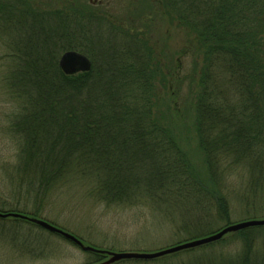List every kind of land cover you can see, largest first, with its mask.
I'll list each match as a JSON object with an SVG mask.
<instances>
[{
    "label": "trees",
    "instance_id": "1",
    "mask_svg": "<svg viewBox=\"0 0 264 264\" xmlns=\"http://www.w3.org/2000/svg\"><path fill=\"white\" fill-rule=\"evenodd\" d=\"M27 2L0 0V34L11 42L17 31L26 34L8 48L12 67L5 78L8 95L19 102L13 128L19 130L24 164L34 158L35 164L46 162L40 147L60 143L66 153L55 172L61 170V177L78 173L95 180L93 191L104 203L162 208L189 242L213 232L209 223L214 220L231 224L234 202L247 221L264 220V0H158L171 24L194 36L195 54L201 58L193 77L185 80L177 77L184 70L178 58L174 83L181 88L190 80L196 86L194 131L205 158V179L192 172L163 122L157 84L167 87L170 73L151 57L141 28L117 27L121 42H114V34L102 41L90 34L91 24L83 28V12L73 5L57 11L58 22L44 37L50 44L37 47L44 40L38 18L45 14ZM80 30L94 36L89 46L73 44ZM69 50L85 55L91 71L65 75L58 60ZM187 55L184 50L182 56ZM114 146L121 150L111 151ZM239 170L245 184L236 189L227 175ZM14 221L36 228L29 220ZM232 240L237 247L231 255L215 258L225 251L218 247L226 248ZM198 252L202 254L195 257ZM89 254L95 263L108 257L103 251ZM186 256L196 259L192 264H264V227L152 261L124 262L189 264Z\"/></svg>",
    "mask_w": 264,
    "mask_h": 264
},
{
    "label": "rangeland",
    "instance_id": "2",
    "mask_svg": "<svg viewBox=\"0 0 264 264\" xmlns=\"http://www.w3.org/2000/svg\"><path fill=\"white\" fill-rule=\"evenodd\" d=\"M28 3L33 10L45 14V17L38 18L41 25L38 29L43 33L41 36L44 40L40 39L41 42H38L37 47L45 48V45L50 44L48 40L45 41L44 37H49V30L57 24V11L73 7V5L83 12L80 15L83 28L91 24L90 34L101 36L102 41L107 38L111 39L110 35L114 34L113 37L116 39L112 38L114 42H121L120 31L117 27L141 28L150 42L153 52L151 57L156 60V63L161 64L163 72L170 73L167 87L162 89L157 84L158 90L159 88L162 90L159 91V98L162 100L163 122L171 128L172 135L178 142L192 172L205 179V158L194 131L193 99L196 86L192 85L190 80L185 82L181 88L174 83L178 72L176 71L178 58L184 61V70L179 75L177 74V77L182 80L193 77L194 64L196 62L201 64V58L195 54L194 36L172 25L162 12L163 9L159 6L158 0H29ZM5 34L1 31V210L14 211L8 214H20L26 217L33 215V219L46 222L74 236L82 242L84 247L106 252L109 256L120 253L154 254L210 237L232 224L247 222V219L243 218L241 205L234 202L231 224L221 223L220 219L214 220L213 218L214 221L209 223V226L211 229L215 228L214 231L205 237L189 242L186 233L177 232L170 220L165 218V212H161L162 208L148 204L136 206L127 203V205L118 206L104 203L93 191L92 185L95 180H90V177L78 173L71 177H66L64 173L61 177L59 173L61 170L58 173L55 172V168L58 167V158L66 153L65 147L60 143L50 141L44 145L45 148L43 145L40 147L39 151L45 153L46 162L42 160L35 164L34 158L29 164H24L21 156L23 145L20 144L18 138L19 130L13 128L15 124L13 119L19 110V102L8 95L5 78L6 72L12 67L7 58L8 48H14L16 44L21 43L26 34L23 29L17 31L16 37L13 36V42L10 38H6ZM93 37L86 36L84 31L80 30L73 44L79 47L89 46ZM184 50H187L188 54L185 57L182 56ZM67 52L80 53L76 50ZM65 53L59 57L58 62ZM158 114L161 115L159 112ZM57 132L59 133L60 130ZM59 137L60 133L56 139ZM119 147L114 146L110 150L113 151ZM122 150H125L124 147ZM38 169H41L42 173L37 172L38 176H36L35 170ZM64 169H67L66 165ZM230 174L227 175L230 178L229 184L236 189L244 186L245 179L242 171H234ZM232 186L228 187L232 188ZM143 194L144 192H141V195ZM139 198L144 200L140 196ZM191 220L195 219L192 217ZM176 221L179 222V219ZM236 244L232 240L226 248L222 247L223 245L219 246L218 248L221 247V250L225 251L215 258L231 255L237 247ZM198 254L202 253H196L195 257H198ZM109 256L104 261L95 263L91 254L58 235L37 226L35 228L25 224L20 225L14 221V218L0 219V264H102L110 260ZM192 257L186 256L183 259L192 264L196 260ZM114 264H126V261L122 260Z\"/></svg>",
    "mask_w": 264,
    "mask_h": 264
},
{
    "label": "water",
    "instance_id": "3",
    "mask_svg": "<svg viewBox=\"0 0 264 264\" xmlns=\"http://www.w3.org/2000/svg\"><path fill=\"white\" fill-rule=\"evenodd\" d=\"M59 67L65 75L73 76L78 73L90 72L92 69V63L86 56L80 53L67 52L61 57L59 61ZM9 217L14 218V219L29 220L31 224L70 241L71 243H73L74 245L81 248L83 251L87 253L97 252V250L93 248L84 247L82 242L79 241L74 236L66 232H63L46 222L35 220V219H29L28 217L20 215V214L0 213V219H7ZM256 227H264V220H261V221L254 220V221H247V222L235 224V225L225 228L221 232H218L210 237H207L201 240H196L190 243L182 244L179 246H175V247H172L167 250L160 251L154 254H126V253L111 254L110 256L108 255L110 257V260L102 264H114L115 262L122 261V260L152 261V260H155L161 257L176 254L182 251L191 250V249L199 248L201 246L209 245V244L220 241L227 234L236 233L242 230H246L249 228H256Z\"/></svg>",
    "mask_w": 264,
    "mask_h": 264
}]
</instances>
